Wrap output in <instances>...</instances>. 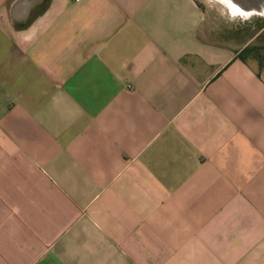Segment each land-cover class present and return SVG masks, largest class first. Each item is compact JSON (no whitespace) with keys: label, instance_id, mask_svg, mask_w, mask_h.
I'll use <instances>...</instances> for the list:
<instances>
[{"label":"crops","instance_id":"0c3cea01","mask_svg":"<svg viewBox=\"0 0 264 264\" xmlns=\"http://www.w3.org/2000/svg\"><path fill=\"white\" fill-rule=\"evenodd\" d=\"M256 3L0 0V264H264Z\"/></svg>","mask_w":264,"mask_h":264},{"label":"water","instance_id":"95a60500","mask_svg":"<svg viewBox=\"0 0 264 264\" xmlns=\"http://www.w3.org/2000/svg\"><path fill=\"white\" fill-rule=\"evenodd\" d=\"M218 1L222 2V0H218ZM256 4H257L256 0H232V5L240 9V12H236V14H240V15L262 14L263 9L262 10L258 9ZM229 8L233 11L231 6H229Z\"/></svg>","mask_w":264,"mask_h":264},{"label":"rangeland","instance_id":"374dc122","mask_svg":"<svg viewBox=\"0 0 264 264\" xmlns=\"http://www.w3.org/2000/svg\"><path fill=\"white\" fill-rule=\"evenodd\" d=\"M237 29L239 30L238 34H239V43L240 44L245 42L247 40L246 39L247 37L252 36L256 31H258L257 26L252 27V25L247 26V25H242L240 23L238 24ZM259 38H260L259 40L254 41L252 44L259 45L258 47H262L264 50V35H260ZM261 53L263 55L264 51Z\"/></svg>","mask_w":264,"mask_h":264},{"label":"trees","instance_id":"16d2710c","mask_svg":"<svg viewBox=\"0 0 264 264\" xmlns=\"http://www.w3.org/2000/svg\"><path fill=\"white\" fill-rule=\"evenodd\" d=\"M263 51L264 50L262 47L254 46L240 52L239 57L241 60H245L246 57L250 55V58L258 60L260 63V67H262L264 65V53L262 55L261 52Z\"/></svg>","mask_w":264,"mask_h":264},{"label":"snow or ice","instance_id":"6c2138e0","mask_svg":"<svg viewBox=\"0 0 264 264\" xmlns=\"http://www.w3.org/2000/svg\"><path fill=\"white\" fill-rule=\"evenodd\" d=\"M222 2L225 3L226 5L231 6L234 13L240 12V9L239 8H237L234 5H232V0H222Z\"/></svg>","mask_w":264,"mask_h":264}]
</instances>
